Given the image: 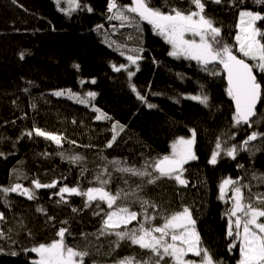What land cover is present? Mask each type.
I'll return each mask as SVG.
<instances>
[{
  "label": "trees",
  "instance_id": "obj_1",
  "mask_svg": "<svg viewBox=\"0 0 264 264\" xmlns=\"http://www.w3.org/2000/svg\"><path fill=\"white\" fill-rule=\"evenodd\" d=\"M203 2L205 15L221 28L222 41L238 57L254 64L237 50L239 12L264 13V4L254 0ZM117 3L129 5L131 1ZM79 5L66 16L54 0H0V188L20 184L35 196L29 199L10 192L5 197L0 193V213L4 214L0 219L4 233L0 264H33L38 256L27 250L58 239L61 228L67 229V246L89 253L84 264H117L125 257L148 260L152 253L130 240H119L114 232L101 234L106 213L117 207L140 214L129 229L144 221V209L155 217L146 226H159L164 217L188 207L201 246L220 264H237L239 242L229 251L233 238L226 234L231 191L221 199L220 184L227 178L240 181L245 186V202L250 198L260 206L256 196L264 194V180L253 175L264 177V138L249 142L251 150L239 151L234 159L223 149L241 145L253 131L264 133V72L254 69L262 86L258 115L251 126L237 125L222 65H209L206 72L195 60L170 56L169 44L152 25L139 21V28L121 27L120 21L110 20L108 0H80ZM151 6L167 12L169 7L188 9L190 3L151 0ZM257 26L263 30L264 22ZM138 48L143 49L138 53L142 59L131 65L127 56L137 54L131 50ZM121 64L135 73L131 79L128 71L113 70V65ZM212 71L218 74L211 75ZM132 85L146 102L137 97ZM58 91L64 94L55 95ZM89 92L96 95L89 97ZM201 94L209 97L207 105L188 98ZM104 114L108 118L96 119ZM35 128L59 135L61 143L36 136ZM192 130L198 159L184 166L187 185L168 177L149 184L148 177L117 170L139 169L146 161L150 165L168 155L171 144ZM29 131L32 136L26 134ZM113 135L116 140L108 147ZM218 140L222 149L212 165L209 160ZM73 157L80 159L73 162ZM148 170L152 171L151 166ZM98 176L109 181L105 189L113 194L119 190L131 193L137 185L140 190L118 200L112 209L102 201L86 207V196L64 193L62 199L57 195L64 186L80 191L100 187ZM33 180L57 183L36 189ZM140 201L148 202L144 209ZM188 259L198 258L189 254Z\"/></svg>",
  "mask_w": 264,
  "mask_h": 264
},
{
  "label": "snow or ice",
  "instance_id": "obj_2",
  "mask_svg": "<svg viewBox=\"0 0 264 264\" xmlns=\"http://www.w3.org/2000/svg\"><path fill=\"white\" fill-rule=\"evenodd\" d=\"M214 2L220 3L221 0H214ZM57 3L59 4L60 0H57ZM68 3L72 9L80 7L78 0H68ZM189 3L188 9L169 7L168 11L165 12L161 8L151 6V0H131L129 5H119L117 0H108V10L112 13L109 19L120 21L121 27L135 26L137 28L140 27L139 21H147L172 46V50L169 52L170 56L195 60L206 72L209 70V65H222L223 70L227 73L228 87L226 91L235 104L233 120L237 125L243 123L251 126L253 118L258 115L257 103L262 98V86L257 80L254 69L264 72V42H262L264 41V30L257 26V22H264V13L247 9H242L239 12L240 24L238 27L240 31L235 39L239 44V52L242 53L243 57L255 61L253 64L238 57L234 54L233 47L222 41L221 28L214 26V21L205 15L203 0H189ZM254 3L264 4V0H254ZM61 10L64 11V9ZM88 11H92V9L89 8ZM188 35L192 38H186ZM197 37L198 39H196ZM131 51L137 54L128 55L127 60L131 65H137V62L142 59L138 53L142 52L143 49L138 48ZM23 55L21 53V58ZM121 55L124 53L121 52ZM122 69L128 71L129 79L135 75L134 72L128 70L127 65L121 64L118 67L113 65L114 71L119 72ZM217 74L216 71L211 72V75ZM132 90L136 92L141 101L146 102L145 97L137 92L135 85H132ZM63 94V91L55 93L57 96ZM87 95L94 97L96 93L89 92ZM188 98L204 105H207L209 100L206 94L192 95ZM80 102L84 103L85 101L82 99ZM148 107L154 108L156 105L148 104ZM106 118H108L106 114L96 117L97 120ZM120 127L123 130V126ZM34 133L36 136L54 141L57 145L61 143L59 135L46 132L40 128H35ZM26 134L32 136L33 131ZM195 137V130H192L190 138L178 137L171 145V154L155 159L150 165L146 161L145 165L139 169L118 167L117 170L141 178L148 177L147 183L149 184L156 183L162 177H168L174 178L181 185H187L188 181L183 178L184 166L189 161L198 159L194 150ZM258 137L264 138V133L253 131L241 145L233 144L223 150L227 156L234 159L239 151H250L249 142L257 140ZM115 140L116 135H113L108 147H111ZM221 149L222 144L218 140L216 149L211 154L210 164L215 165L217 163ZM79 159V157L72 158L73 162ZM111 163L119 165L120 162L112 161ZM149 166H151L152 171L148 170ZM253 178L264 180V177H256L255 174ZM97 181L100 187H90L86 191H80L77 187L64 186L60 188L57 195H60L62 199L64 193L86 196V207L93 201H102L107 203L109 209H112L118 200L136 195V192L140 190V186L137 185L136 190L131 193L119 190L113 194L105 189V185L109 181L102 180L99 176ZM56 183L53 181L51 184H41L38 180L32 181L36 189L51 188ZM244 187L240 181L231 178L225 179L220 184L221 199L225 197L226 190H230L232 193L230 197L232 207L225 213L228 218L226 234L233 238L229 244V251L237 247L236 242L238 241L240 258L237 264H264V194L256 196L260 206H255L250 198L248 202H245L246 198L242 191ZM10 192H18L21 195H26L29 199L35 198L32 190L24 188L20 184L0 188V193L5 197ZM140 203L141 208L144 209V205L148 202L140 201ZM94 214L98 215L99 213ZM143 214L144 221L139 222L138 227L129 229L128 226L137 220L139 213L131 211L129 207H117L116 210L106 213L100 230L102 235L114 232L119 240L128 239L132 244L152 253V256L145 261H136L135 257H125L117 264H168V261L171 264H220L207 248L201 246L202 241L199 232L196 230V220L192 217L188 207L164 217L163 224L159 226H146L155 217L148 216L146 209H144ZM3 218L4 214L0 213V219ZM117 229L122 230L117 231ZM66 232L67 229L61 228L57 233L58 239H54L50 243H41L27 250L36 253L38 256L33 264H84V258L89 253L67 246L65 244ZM3 236L4 233L0 231V237ZM2 250L0 249V251ZM189 254L198 259H188ZM12 255H16V253H12Z\"/></svg>",
  "mask_w": 264,
  "mask_h": 264
},
{
  "label": "rangeland",
  "instance_id": "obj_3",
  "mask_svg": "<svg viewBox=\"0 0 264 264\" xmlns=\"http://www.w3.org/2000/svg\"><path fill=\"white\" fill-rule=\"evenodd\" d=\"M55 1V3H56V6H57V9L59 10V12H61V13H63V14H65L66 16H69V15H71L72 13H73V11H75L76 10V8H74V9H72V8H70V5H69V3H68V0H60V3L61 2H64L65 4H63V5H61L60 3L58 4L57 3V0H54ZM78 2H80V0H78ZM61 9H64V11H62ZM240 24V17H239V21H238V25ZM264 30V29H263ZM240 31V29H239V27H237V33ZM237 33H236V35H237ZM186 38H192L190 35H188V36H186ZM196 39H198V37L196 38ZM165 40V39H164ZM262 42H264V41H262ZM236 43H237V41H236ZM169 44V43H168ZM169 46H170V51L172 50V46L169 44ZM237 50H238V53L241 55V56H243L242 55V53H240L239 52V44L237 43ZM254 63H255V61H253ZM191 135H192V131L190 132V134H189V136H187V137H185V138H190L191 137ZM172 145V144H171ZM171 151H172V148L170 149V152H169V154H171ZM168 154V155H169ZM227 191V190H226ZM231 195H232V193H230V197H231ZM224 200L226 199V198H223ZM232 201V200H231ZM114 210H116V209H112V210H110V211H114Z\"/></svg>",
  "mask_w": 264,
  "mask_h": 264
},
{
  "label": "water",
  "instance_id": "obj_4",
  "mask_svg": "<svg viewBox=\"0 0 264 264\" xmlns=\"http://www.w3.org/2000/svg\"><path fill=\"white\" fill-rule=\"evenodd\" d=\"M131 1V0H130ZM144 22H146L147 24H149L147 21H144ZM151 25V24H150ZM248 62V61H247ZM222 69H223V66H222ZM223 72H224V78H225V82H226V84H227V86H228V81H227V73L223 70ZM261 101V100H260ZM260 101L257 103V106H256V109H257V107L259 106V104H260ZM232 104H233V107H234V111H235V104H234V101L232 100ZM245 125H248V124H245ZM249 126V125H248ZM251 134V133H250ZM249 134V135H250ZM251 142H254V141H251Z\"/></svg>",
  "mask_w": 264,
  "mask_h": 264
}]
</instances>
